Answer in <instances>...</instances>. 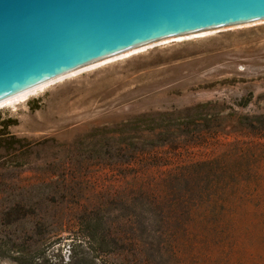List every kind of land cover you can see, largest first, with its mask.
<instances>
[{"label": "rangeland", "instance_id": "1", "mask_svg": "<svg viewBox=\"0 0 264 264\" xmlns=\"http://www.w3.org/2000/svg\"><path fill=\"white\" fill-rule=\"evenodd\" d=\"M234 24L0 109V264H264V18Z\"/></svg>", "mask_w": 264, "mask_h": 264}, {"label": "water", "instance_id": "2", "mask_svg": "<svg viewBox=\"0 0 264 264\" xmlns=\"http://www.w3.org/2000/svg\"><path fill=\"white\" fill-rule=\"evenodd\" d=\"M264 18V0H0V92L109 50Z\"/></svg>", "mask_w": 264, "mask_h": 264}, {"label": "bare ground", "instance_id": "3", "mask_svg": "<svg viewBox=\"0 0 264 264\" xmlns=\"http://www.w3.org/2000/svg\"><path fill=\"white\" fill-rule=\"evenodd\" d=\"M256 20H258V19H256ZM251 21H254V20H251ZM251 21L249 20L248 22H251ZM244 22H247V21H244ZM240 23H243V22H240ZM236 24L239 25V23H236ZM236 24H234V25H236ZM248 24H252V23H248ZM212 27H214V28H209V27H208V29L202 28L204 30H198L197 29L198 31L193 30L194 32H191V33L177 35L175 37L165 39L164 41H162V43H166V42H169L171 40H185V39H189L192 37L205 36L207 34H212V33L216 32L217 30L223 29L225 26L223 25V26H220L217 28L215 26H212ZM154 45H155L154 43L144 44L141 47H136V46H138V45H136V46H134L135 48L131 47V45H130V46H125V47L109 50L107 52L101 53L99 55L88 58V59L83 60L81 62L75 63L73 65L67 66V67L62 68L60 70H57V71H54V72L49 73L47 75L36 78L34 80L28 81V82L23 83L21 85L15 86V87L10 88L8 90L2 91V92H0V109H3V108L15 109V108H17V106L20 103H24L30 97H33L35 95L42 93L47 87H49L51 84H53L57 81L63 80L66 77H70V76L72 77L73 75H76V74H78L84 70L93 69L95 67L101 66V65L108 63L110 61L127 57L133 53L143 51V50H145L149 47H152ZM126 49H129V50H126ZM123 50H124V52H123ZM119 51H121V52H119ZM115 53H117V54L113 55L109 58L100 59L102 57H105V56L110 55V54H115ZM94 60H97V61L94 63H91ZM85 63H91V64L73 69L76 65H83Z\"/></svg>", "mask_w": 264, "mask_h": 264}]
</instances>
